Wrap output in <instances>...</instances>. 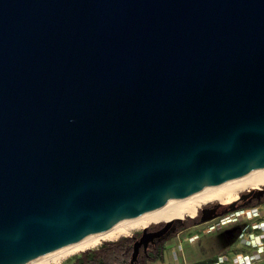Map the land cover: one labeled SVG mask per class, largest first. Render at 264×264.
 Returning <instances> with one entry per match:
<instances>
[{
	"label": "water",
	"instance_id": "water-1",
	"mask_svg": "<svg viewBox=\"0 0 264 264\" xmlns=\"http://www.w3.org/2000/svg\"><path fill=\"white\" fill-rule=\"evenodd\" d=\"M262 168L264 0H0V264Z\"/></svg>",
	"mask_w": 264,
	"mask_h": 264
},
{
	"label": "flooded vegetation",
	"instance_id": "flooded-vegetation-1",
	"mask_svg": "<svg viewBox=\"0 0 264 264\" xmlns=\"http://www.w3.org/2000/svg\"><path fill=\"white\" fill-rule=\"evenodd\" d=\"M262 205H264V187L238 193L237 198L229 204L222 205L213 202L203 205L196 210L192 217H185L182 220L176 219L171 224L161 222L151 225L145 231L141 230L135 235H131V237H135L136 242L140 243L136 255L138 257L137 261L148 260L159 254L162 257L161 261H163L164 256L168 255L169 251L174 250L175 259L173 264H207L212 259L208 260L206 257L201 260L200 258L198 260L194 259L196 258L193 255L194 252H202L203 254L207 252V246L200 245L201 240L210 235L215 236L218 231L226 230L223 236L233 235L236 243L238 238L243 236L244 230L257 228V226H250L243 218L230 220L226 216H237L240 215V211L255 210ZM254 217L258 225L264 224V215L254 213ZM219 218L224 219L221 224L225 222L226 227L210 224ZM205 225H208V227H205ZM227 229H229L228 233ZM186 236H189L187 240L184 239ZM190 244H198L199 247L195 248L194 251Z\"/></svg>",
	"mask_w": 264,
	"mask_h": 264
},
{
	"label": "bare ground",
	"instance_id": "bare-ground-1",
	"mask_svg": "<svg viewBox=\"0 0 264 264\" xmlns=\"http://www.w3.org/2000/svg\"><path fill=\"white\" fill-rule=\"evenodd\" d=\"M261 187H264V168L239 180L225 182L203 194L174 201L160 211L142 214L114 228L99 232L27 264H58L70 257L95 249L103 242L129 237L135 232L161 222L192 217L196 210L203 205L213 202L222 205L229 204L237 198L238 193L250 189L257 190Z\"/></svg>",
	"mask_w": 264,
	"mask_h": 264
},
{
	"label": "rangeland",
	"instance_id": "rangeland-1",
	"mask_svg": "<svg viewBox=\"0 0 264 264\" xmlns=\"http://www.w3.org/2000/svg\"><path fill=\"white\" fill-rule=\"evenodd\" d=\"M239 213L240 215L237 216L229 215L226 217L230 220L234 218H243L250 226H257L258 229L248 228L244 230L242 233L243 236L239 237L236 243L235 237L233 235L227 234L226 236H223L226 230L218 231L215 236L210 235L208 237H205V239L201 240L200 245L204 247L207 246V252L206 254H203L202 252H194L193 255H195L196 257L194 259L198 260L200 258L201 260L205 257L208 258V260L212 259L207 264H257L264 262V224L258 225V222L255 220L256 218L254 217V213L264 215V205L260 206L258 209L255 210H243ZM223 220L224 219L219 218L216 221L211 222L210 224H214L218 227H226L225 222L224 224H221ZM208 225H205V227H208ZM228 230L229 229H227V233ZM138 232H135L132 235H135ZM189 236H186V238L184 239L187 240ZM194 245L190 244L191 248L195 251V248H198L199 246L198 244ZM173 252L174 250L169 251L168 255L166 254V262L170 261L171 263H173L175 259ZM78 255L70 257L58 264H71L72 260ZM156 264H164V262L160 261Z\"/></svg>",
	"mask_w": 264,
	"mask_h": 264
},
{
	"label": "trees",
	"instance_id": "trees-1",
	"mask_svg": "<svg viewBox=\"0 0 264 264\" xmlns=\"http://www.w3.org/2000/svg\"><path fill=\"white\" fill-rule=\"evenodd\" d=\"M135 237H121L115 241L103 242L96 249L80 253L71 264H148L161 260V254L148 260L134 259Z\"/></svg>",
	"mask_w": 264,
	"mask_h": 264
},
{
	"label": "crops",
	"instance_id": "crops-1",
	"mask_svg": "<svg viewBox=\"0 0 264 264\" xmlns=\"http://www.w3.org/2000/svg\"><path fill=\"white\" fill-rule=\"evenodd\" d=\"M167 259V256H164V258H163V262H164V264L166 263V264H173V263H171L170 261H168V262H166L165 260ZM161 260H159V261H154V262H151L150 264H156V263H158V262H160ZM257 264H264V262H261V263H257Z\"/></svg>",
	"mask_w": 264,
	"mask_h": 264
}]
</instances>
